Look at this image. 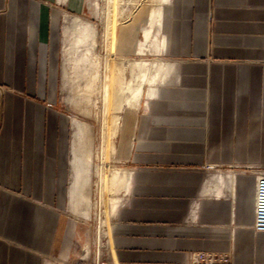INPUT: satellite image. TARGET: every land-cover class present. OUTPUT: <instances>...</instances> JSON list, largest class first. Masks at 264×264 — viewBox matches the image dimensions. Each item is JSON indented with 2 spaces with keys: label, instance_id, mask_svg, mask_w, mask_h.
<instances>
[{
  "label": "crops",
  "instance_id": "1",
  "mask_svg": "<svg viewBox=\"0 0 264 264\" xmlns=\"http://www.w3.org/2000/svg\"><path fill=\"white\" fill-rule=\"evenodd\" d=\"M82 2L0 0V264H47L68 207L84 199L91 125L66 95L69 56L93 33ZM148 13L135 30L144 40L160 29L158 44H142L160 70L120 114L115 152L130 170L118 175L126 195L104 264L181 263L197 251L264 264L251 169L264 167V0H169L146 35ZM116 35L117 54H139L130 26Z\"/></svg>",
  "mask_w": 264,
  "mask_h": 264
},
{
  "label": "rangeland",
  "instance_id": "2",
  "mask_svg": "<svg viewBox=\"0 0 264 264\" xmlns=\"http://www.w3.org/2000/svg\"><path fill=\"white\" fill-rule=\"evenodd\" d=\"M82 1L83 8L79 16L93 25V33L79 43L69 56L73 63H68L67 66L66 95L72 97L71 100H75L78 107L81 106L82 119L91 125L92 141L86 148L87 163L82 190L84 199L73 202L68 207L63 243L46 259L47 264H104L107 260L113 217L126 195L119 173L115 170H130L125 163L118 161L115 152L114 138L120 114L124 108L139 100L145 82L152 85L160 70V67L153 68L154 61L145 60L153 55L148 50L143 51L144 45L142 47V44H150L152 35H157V44L160 42L162 33L157 26L154 27L160 19L152 24L154 29L150 30L147 39L143 40L139 30L135 29L145 22L148 11L149 21L156 12L161 15L162 5L169 2ZM69 15L66 24L71 32L73 27L69 21L76 15ZM124 25L132 28L134 37L140 39L137 44L141 46L140 51L137 49L139 54H131L126 58L116 51V32ZM68 37L71 39L73 33ZM139 60L144 62L141 66L135 64ZM74 64H78V69L82 71L77 77L74 76ZM151 68L154 71L148 77L145 76ZM114 119L117 121L113 122ZM81 124L85 129L89 127L85 122ZM109 130L110 147H107L105 139ZM251 169L256 175L264 171L260 164H255ZM230 253L233 264L234 254L232 251Z\"/></svg>",
  "mask_w": 264,
  "mask_h": 264
},
{
  "label": "built area",
  "instance_id": "3",
  "mask_svg": "<svg viewBox=\"0 0 264 264\" xmlns=\"http://www.w3.org/2000/svg\"><path fill=\"white\" fill-rule=\"evenodd\" d=\"M254 228L264 230V171L257 175L254 194ZM171 264H232V257L227 251H197L191 253L185 262Z\"/></svg>",
  "mask_w": 264,
  "mask_h": 264
},
{
  "label": "bare ground",
  "instance_id": "4",
  "mask_svg": "<svg viewBox=\"0 0 264 264\" xmlns=\"http://www.w3.org/2000/svg\"><path fill=\"white\" fill-rule=\"evenodd\" d=\"M151 15H152V14H151ZM159 15H160V13L158 14V13L156 12L155 14L152 15V19H149L147 29H146V30H145V29L143 30V31H145V34H146V35H149V34H148V33H149V29L151 28V26H152V24L154 23V21H155L156 19L159 18ZM160 17H161V15H160ZM146 37H148V36H146ZM143 63H144L143 60L135 61V64L138 65V66H141ZM116 121H117V120L114 119L113 122H116ZM115 124H116V123H115ZM115 172H116V173H120V175H121V174L123 175V174H127V173H128V171H126L124 168H119L118 170L116 169Z\"/></svg>",
  "mask_w": 264,
  "mask_h": 264
}]
</instances>
